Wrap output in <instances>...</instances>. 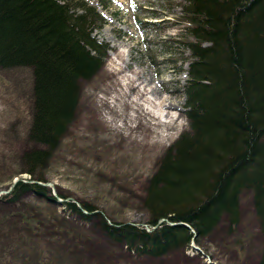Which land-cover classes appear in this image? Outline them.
<instances>
[{"label":"trees","instance_id":"trees-1","mask_svg":"<svg viewBox=\"0 0 264 264\" xmlns=\"http://www.w3.org/2000/svg\"><path fill=\"white\" fill-rule=\"evenodd\" d=\"M179 4L175 21L185 32L178 42L189 49V126L149 177L146 224L113 220L90 201L64 200L83 224L51 209L41 214L23 196L33 191L50 205L56 201L38 181L47 180L45 167L75 116L82 80L105 64L108 47L93 34L104 16L88 0H0V69L33 71L27 129L33 145L18 154L20 172L32 176L0 198L9 205L0 210V264H134L174 251L188 256L192 240L209 237L223 220L239 252L246 247L235 233L244 191L258 222L260 259L254 264H264V0ZM85 245L98 246L85 252Z\"/></svg>","mask_w":264,"mask_h":264},{"label":"rangeland","instance_id":"rangeland-1","mask_svg":"<svg viewBox=\"0 0 264 264\" xmlns=\"http://www.w3.org/2000/svg\"><path fill=\"white\" fill-rule=\"evenodd\" d=\"M88 1L107 4L100 10L104 23L93 31L108 47L105 64L96 75L82 80L75 116L45 167L47 180L38 181L48 186L55 203L50 205L33 191L23 200L35 202L41 214L51 209L77 222L82 220L80 215L66 207L64 200L78 204L86 200L113 220L146 224L148 210L143 196L149 177L166 149L189 126L184 92L189 49L185 41L178 42L185 29L183 23L175 21L182 14L181 0ZM137 73L149 83L148 88L154 87L173 102L174 107L167 109L168 117L165 109L162 113L155 109L158 104L151 101V92L142 95L141 88H132L128 76L135 78ZM32 79L31 67L0 69V198L17 179L31 180V174L20 172L23 167L18 154L33 145L27 137ZM0 206L1 210L9 205L3 201ZM241 210L235 232L246 243L241 251L226 237L223 220L209 237L192 240L185 250L188 256L174 251L159 258L144 257L134 264H254L260 259V237L249 191L243 192ZM62 246L64 251L76 249V245ZM97 246H86L85 252Z\"/></svg>","mask_w":264,"mask_h":264},{"label":"bare ground","instance_id":"bare-ground-1","mask_svg":"<svg viewBox=\"0 0 264 264\" xmlns=\"http://www.w3.org/2000/svg\"><path fill=\"white\" fill-rule=\"evenodd\" d=\"M94 36V35H93ZM126 65H128V64H126ZM120 72H121V70H120ZM128 78H130L131 79V82L133 83V85L132 86H134V87H132V88H135V89H139V88H141L142 90H141V94L142 95H146V93L148 92V93H152V95H153V97H150L151 98V101H153V102H155L156 104H158V107L156 108L155 107V109L157 110V111H159V113L161 112L162 113V109H165L166 111H167V109L168 108H173L174 107V104H173V102L171 101V100H169V97H166V96H164V95H161V94H158L159 92H157L156 91V89L154 88V87H152L151 86V88H148L147 86H148V84L149 83H144V81L140 78V75L137 73V75H136V77L134 78H132V77H130V76H128ZM127 84H128V81L126 82V86H127ZM131 88V87H130ZM131 88V89H132ZM137 91V90H136ZM124 92H128L127 91V87H126V89H125V91ZM125 93V94H126ZM133 94V93H132ZM131 95V94H130ZM140 95V94H139ZM157 95V96H156ZM137 98V97H136ZM149 98V97H148ZM145 99V98H144ZM136 100V99H135ZM141 102V101H140ZM149 103V102H148ZM147 104V103H146ZM149 104H151V103H149ZM143 105V104H142ZM151 106V105H150ZM148 109V108H147ZM153 111H154V109H152ZM166 116L168 117V115L170 114V112L169 111H167L166 113ZM167 121V120H166ZM18 180V179H17ZM16 182L17 181H14L13 182V185L7 190V192L8 191H10L11 189H12V187L16 184ZM161 220H163V219H161ZM160 220V221H161ZM197 249H199L198 247H196ZM211 263H214V261H210Z\"/></svg>","mask_w":264,"mask_h":264}]
</instances>
